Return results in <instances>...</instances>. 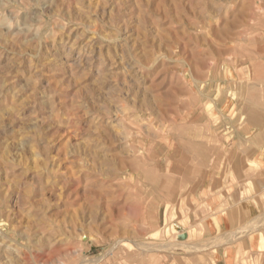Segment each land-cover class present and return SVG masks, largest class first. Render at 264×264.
<instances>
[{"label":"rangeland","instance_id":"374dc122","mask_svg":"<svg viewBox=\"0 0 264 264\" xmlns=\"http://www.w3.org/2000/svg\"><path fill=\"white\" fill-rule=\"evenodd\" d=\"M263 100L264 0H0V264H264Z\"/></svg>","mask_w":264,"mask_h":264},{"label":"crops","instance_id":"0c3cea01","mask_svg":"<svg viewBox=\"0 0 264 264\" xmlns=\"http://www.w3.org/2000/svg\"><path fill=\"white\" fill-rule=\"evenodd\" d=\"M253 117L249 119V126L253 127V128H256V129H259L261 130L262 132H264V123H263V120L261 117H259L258 119V116H256L254 113L252 114ZM261 132V133H262ZM218 250H221L220 248ZM230 252H225L224 251H220L219 252V255H221L220 258H218L216 260V264H234L233 263V260H231L230 258Z\"/></svg>","mask_w":264,"mask_h":264},{"label":"bare ground","instance_id":"6f19581e","mask_svg":"<svg viewBox=\"0 0 264 264\" xmlns=\"http://www.w3.org/2000/svg\"><path fill=\"white\" fill-rule=\"evenodd\" d=\"M241 99H242V98H241ZM263 101H264V100H263ZM261 105H262V104H261ZM216 148H217V147H216ZM217 150H218V149H217ZM215 151H216V149H215ZM217 152H218V151H217ZM218 154H219V153H218ZM232 154H233V153H232ZM211 160H212V159H211ZM231 214H232V213H231ZM255 220H256V219H255ZM255 220H254V221H255ZM164 228H165V227H164ZM166 228H167V227H166ZM174 228H175V227H174ZM176 228H177V227H176ZM176 228H175V230H177ZM248 228H250V227H248ZM248 228H245V229H242V228H241V230H238L237 232L241 233V231H242V233H243L244 230H245V231H250V229H248ZM253 228H254V227L252 226L251 229H253ZM168 230H169V229H168ZM172 230H174V229H172ZM235 232H236V231H235ZM155 234H156V233H155ZM233 235H235L234 232L229 233V238L233 237ZM183 236H184V235H183ZM235 236H236V235H235ZM235 236H234V237H235ZM181 238H182V237H181ZM183 238H184V237H183ZM229 238H228V239H229ZM252 238H255V236H253ZM138 244H139V243H138ZM157 245H158V244H157ZM176 245H177V244H176ZM181 246H182V245H181ZM166 247H167V246H166ZM184 247H185V246H184ZM174 248H175V247H174ZM191 248H192V247H191ZM141 249H142V248H141ZM168 249H169V248H168ZM147 251H148V250H147Z\"/></svg>","mask_w":264,"mask_h":264},{"label":"water","instance_id":"95a60500","mask_svg":"<svg viewBox=\"0 0 264 264\" xmlns=\"http://www.w3.org/2000/svg\"><path fill=\"white\" fill-rule=\"evenodd\" d=\"M182 234L184 235L185 233H182ZM182 234H180V236H181Z\"/></svg>","mask_w":264,"mask_h":264}]
</instances>
